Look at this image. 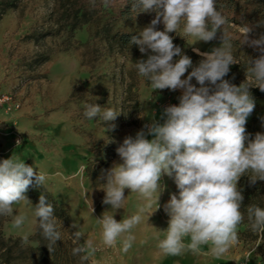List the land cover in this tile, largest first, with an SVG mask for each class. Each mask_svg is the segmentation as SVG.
<instances>
[{
    "label": "clouds",
    "instance_id": "9594fccd",
    "mask_svg": "<svg viewBox=\"0 0 264 264\" xmlns=\"http://www.w3.org/2000/svg\"><path fill=\"white\" fill-rule=\"evenodd\" d=\"M91 2L94 4L95 0ZM103 2L107 5L109 0ZM217 6V0H133L132 11L139 9L137 14L155 13L150 24L129 41L141 53H152L146 60L136 61L138 75L153 91L183 92L178 105L163 110V123L153 118L145 125L147 131L141 129L135 137H125L116 149L122 162L107 170L106 183L100 187L105 192L102 203L115 212L123 208L128 196L125 189L135 194L140 203L134 213L119 222L114 214L103 213L97 219L100 241L105 247L119 243L124 252L132 248L136 240L133 230L143 222L146 210L153 204V212L159 208L164 175L174 178L179 190L178 196L171 194L164 205L168 227L160 230L163 238L157 236V247L164 255L197 254L202 246H208L210 254L219 259L239 243L238 229L245 220L240 178L248 176L251 184L264 181V134L257 133L245 144V125L255 107L250 88L258 87L264 92V35L249 40L252 28L244 27L240 43L258 49L261 55L255 59L247 57L246 80L242 84L230 83L225 77L230 65L238 60L233 54L234 41L225 30L230 21ZM160 23L164 25L162 31L156 28ZM221 29L219 47L203 53L194 49L202 56L195 66L169 35L179 32L186 41L194 38V44L212 41ZM174 57L179 58L173 62ZM189 68L191 72L182 78ZM193 78L199 87L191 83ZM84 109L87 119L99 118L103 122L114 121L122 112L97 103H86ZM47 178V173L19 157L0 161V216L12 217L14 226L20 228L28 217L14 214V205H31L35 222L51 251L61 239L62 226L54 207L44 194L34 207L25 195L33 183L43 187ZM93 211L91 207V214ZM246 212L251 231L264 238V208L249 205ZM75 235L79 239L81 233ZM27 240L24 236L23 241ZM88 250L96 251L92 240L75 247L73 255Z\"/></svg>",
    "mask_w": 264,
    "mask_h": 264
},
{
    "label": "rangeland",
    "instance_id": "374dc122",
    "mask_svg": "<svg viewBox=\"0 0 264 264\" xmlns=\"http://www.w3.org/2000/svg\"><path fill=\"white\" fill-rule=\"evenodd\" d=\"M56 6V0H20L18 7L7 10L0 17V161L19 157L47 173L45 188L70 213L77 232L81 233L79 246H84L85 236L78 229L84 218L70 207L72 195L79 191L84 194L87 187L101 189L106 166L93 175L91 172L103 157L102 152L110 155L113 144L117 149L125 137H135L141 129L147 131L145 125L153 118L163 123V110L178 105L183 90L153 91L143 77L132 73L126 52L109 48L101 33H96L107 17L76 30L67 43L63 41L65 34L46 37L39 42L29 38L28 35L36 31L52 28ZM137 12L117 18L112 31H130L138 35L150 23L147 13ZM179 37L201 53L220 46L212 41L193 44L194 38L186 41ZM66 44L69 48L62 49ZM46 49L51 51L49 59L30 67L34 55ZM128 91L138 103L137 113L129 111L132 101L126 102ZM86 103L122 112L114 121L90 120L83 114ZM254 103L247 121L261 111L262 102ZM131 122L135 125H130ZM74 159L80 166L78 173L72 174L68 168ZM82 177L89 181L88 186L80 181ZM75 179L77 187L71 185ZM161 181L178 196L174 178L164 175ZM84 200L95 216L100 203H91L87 194ZM14 209V214L25 215L28 219L17 228L12 217L4 216L2 233L6 237H31L36 224L32 206L21 202L14 205ZM244 228L239 226L238 232ZM25 244L36 245V242L27 240ZM94 246L102 247L97 252L106 250L102 243ZM235 251L241 254L239 264H264V241L260 239L244 241L239 236ZM83 254L88 257L86 264H92L90 255Z\"/></svg>",
    "mask_w": 264,
    "mask_h": 264
},
{
    "label": "trees",
    "instance_id": "16d2710c",
    "mask_svg": "<svg viewBox=\"0 0 264 264\" xmlns=\"http://www.w3.org/2000/svg\"><path fill=\"white\" fill-rule=\"evenodd\" d=\"M20 0H0V17L9 9L18 7ZM57 6L54 11L53 26L49 30L36 31L30 35L35 42H39L46 37H56L60 34H65L63 39L67 43L69 38L74 36V32L84 25L100 22L103 18L107 17L96 32L101 33V37L105 40L109 48H115L118 51L126 52L127 59L131 63V72L138 74L135 68L136 61L147 59V55L152 54L150 50L146 53H141L139 47L129 43L132 36L136 35L130 31H112V24L117 18L127 17L135 11H132L133 0H109L107 5L103 0H95L94 4L91 0H56ZM217 10H222L228 17L230 23L225 26V30L232 37L234 41L233 54L236 56L238 63L230 65V71L225 79L230 83L239 86L246 80V67L247 57L251 59L258 58L261 53L258 49L250 46L249 44H241L242 33L246 25L252 28L248 34L249 40L259 39L264 35V0H217ZM148 21L151 22L155 18V13L148 12ZM157 30H164L163 23L156 26ZM173 37V43L179 46L184 54L188 55L193 65H197L202 59L196 51L185 41L179 37V32L169 33ZM223 35V30H218L216 38L212 42L220 43ZM69 45L66 44L62 49H68ZM51 55V51L46 49L37 53L30 60L29 66H35L46 62ZM179 57H174L175 62ZM191 68L185 73L187 77L191 72ZM144 82L149 84L144 78ZM192 84L199 87L195 78L191 81ZM250 93L254 102L261 101V111L253 114L245 125L246 141L255 138L257 133L264 134V92L258 87L250 88ZM127 103L132 101L129 106V111L137 113L139 110L138 103L133 94L128 91ZM130 125H135L131 122ZM116 146L113 144L111 147V154L102 152L103 157L99 160L98 164L93 166L92 175L100 168L105 167L115 156ZM89 166H87L88 169ZM238 187L242 191L243 201L242 209L245 213V220L240 226H245L243 230L239 231V236L244 241H254L260 239L264 241L258 234L253 233L247 221L246 209L249 205L260 206L264 208V181H256L251 184L248 176L240 178ZM176 193L179 190L175 187ZM44 194L47 200L54 207V214L58 218V223L62 226L59 228L61 232V239L52 246L49 251L48 241L45 240L40 232V229L35 224L34 233L28 238L30 241L36 242V245H28L23 241V237L4 236L1 230L4 216H0V264H86L87 259H82L85 256L83 253L80 255H73V249L79 246V240L76 237L77 228L73 222L67 209L61 205L58 200L45 188L37 187L35 183L31 185L25 193L27 198L36 205L39 202V197ZM75 225V226H73Z\"/></svg>",
    "mask_w": 264,
    "mask_h": 264
},
{
    "label": "crops",
    "instance_id": "0c3cea01",
    "mask_svg": "<svg viewBox=\"0 0 264 264\" xmlns=\"http://www.w3.org/2000/svg\"><path fill=\"white\" fill-rule=\"evenodd\" d=\"M121 162L120 157L116 154V157L106 165L104 171V183H106L105 177L107 170H109L114 164ZM70 165L71 167L68 168V172H71L72 174L78 173L80 164L75 159L72 160ZM80 181L88 186L89 181H87L86 178L82 177V179L80 178ZM161 184L164 186L162 181ZM71 185L77 187L78 181L76 179L73 180ZM170 190V187L165 188L164 186V190L161 192L159 198V208L155 212H153L156 208L155 204L146 210L143 222L133 230L136 240L129 251L124 252L119 243L116 247H112L110 250L101 252H91V250H88L86 253L90 255V259H93L92 264H239L241 254L235 251V246L219 259L214 258L210 254L208 246H202L201 251L197 254L186 252L179 256L164 255L159 250L157 247V236L163 238V233L160 230H165L168 227L169 217L164 211V205L170 199V195L172 194V191ZM83 192L84 194H81L80 191L78 193H74L73 191L74 194L71 197L72 204L69 206L73 208L72 210L75 214L79 216H82L81 213L84 214V220L78 224V229L85 236L83 240L84 245L88 240H92L94 244L101 243V228L97 219L102 218L103 213L106 215L114 214V218L119 222L121 219L134 213L140 203L135 197V194L129 193V190L125 189V196L128 195L125 204L123 208L118 209L115 212V210L111 209L110 205L102 203L105 196L103 190L87 187V189L84 188ZM86 194L91 203H100L95 216L89 212L88 206L85 203L84 198Z\"/></svg>",
    "mask_w": 264,
    "mask_h": 264
},
{
    "label": "built area",
    "instance_id": "2783aa9c",
    "mask_svg": "<svg viewBox=\"0 0 264 264\" xmlns=\"http://www.w3.org/2000/svg\"><path fill=\"white\" fill-rule=\"evenodd\" d=\"M169 200H170V199H169ZM95 248H96V251H100V249H101L102 247L100 248V246H99V247H95ZM103 248L106 249V250H110L112 247L110 248V247H105V246H103Z\"/></svg>",
    "mask_w": 264,
    "mask_h": 264
}]
</instances>
